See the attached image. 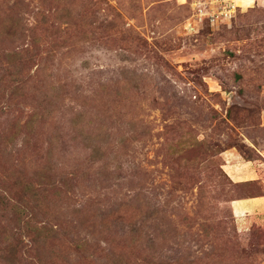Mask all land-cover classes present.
<instances>
[{
  "label": "rangeland",
  "instance_id": "374dc122",
  "mask_svg": "<svg viewBox=\"0 0 264 264\" xmlns=\"http://www.w3.org/2000/svg\"><path fill=\"white\" fill-rule=\"evenodd\" d=\"M257 195L264 0H0V264H264Z\"/></svg>",
  "mask_w": 264,
  "mask_h": 264
},
{
  "label": "crops",
  "instance_id": "0c3cea01",
  "mask_svg": "<svg viewBox=\"0 0 264 264\" xmlns=\"http://www.w3.org/2000/svg\"><path fill=\"white\" fill-rule=\"evenodd\" d=\"M245 168L241 172H235L236 177H240V181H246V176L253 175L254 170L249 166L242 164ZM234 169V168H232ZM242 169V168H241ZM239 179V178H238ZM232 213L236 220L251 223L252 221L264 220V195H257L234 199L230 203Z\"/></svg>",
  "mask_w": 264,
  "mask_h": 264
},
{
  "label": "trees",
  "instance_id": "16d2710c",
  "mask_svg": "<svg viewBox=\"0 0 264 264\" xmlns=\"http://www.w3.org/2000/svg\"><path fill=\"white\" fill-rule=\"evenodd\" d=\"M33 122H35V120L31 118V123H30V124H32ZM94 150H95V151H98V148H95ZM95 154H96V153H95ZM45 183H46V184H50V182H48V181L45 182ZM25 186H26V187H30V186H31V183H30V182H26V183H25ZM5 196H6V195H5ZM6 198H7V197H6ZM6 198L4 197L3 200H8V198H7V199H6Z\"/></svg>",
  "mask_w": 264,
  "mask_h": 264
}]
</instances>
